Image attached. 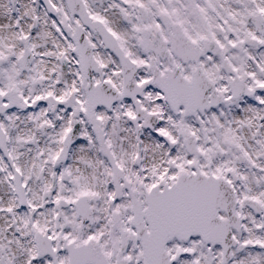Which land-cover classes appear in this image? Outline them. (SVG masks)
I'll return each instance as SVG.
<instances>
[{
  "label": "snow or ice",
  "instance_id": "1",
  "mask_svg": "<svg viewBox=\"0 0 264 264\" xmlns=\"http://www.w3.org/2000/svg\"><path fill=\"white\" fill-rule=\"evenodd\" d=\"M0 264H264V0H0Z\"/></svg>",
  "mask_w": 264,
  "mask_h": 264
}]
</instances>
